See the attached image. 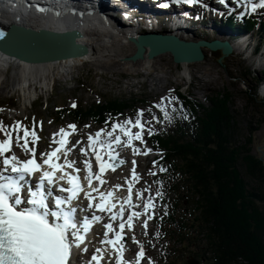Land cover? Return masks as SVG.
I'll return each instance as SVG.
<instances>
[{"label":"rangeland","instance_id":"1","mask_svg":"<svg viewBox=\"0 0 264 264\" xmlns=\"http://www.w3.org/2000/svg\"><path fill=\"white\" fill-rule=\"evenodd\" d=\"M254 5L259 6L258 2ZM210 7L211 5L206 8V14L215 15L216 20L226 16L223 13L211 14ZM263 9L264 6H261L260 10ZM254 15L262 16L264 12L254 11ZM166 18L165 15L161 17L162 20ZM224 27V30L227 28L231 34L239 30L236 25H224ZM192 28H196L198 31V33H194L195 35L212 40V36H209L211 28L207 29L204 25ZM240 28L242 30L238 34L245 31L248 33L247 28ZM260 30H255L250 34L253 36H248L246 41L250 45L247 46L249 50H251L252 45L259 43L261 48H259L257 55L260 56V53H263L264 56V34ZM221 34L225 35V32ZM113 36L124 37V35L117 32H113ZM104 50L105 54L108 55L104 56V51L100 52L103 61L102 66L87 62L77 67L56 68L48 77L46 86L39 87V85L34 84V87L37 86L35 89L36 94L32 95V102L27 105L24 104L23 92L15 87V81L12 80L13 68L0 69V125L6 129L7 133H11V137L6 136L4 131H0V135L4 136L5 139H10V144L12 148L14 147V150L11 149L8 156H21L22 160L32 156L31 153H26L21 147L17 146V135L21 137L20 145H23L24 141L27 140L29 142L27 147L29 149L34 148L35 154H40L48 151L55 144L54 140L58 142L59 135L54 134L59 133L62 128L75 124L77 127L73 130L74 135L70 147L75 149L73 146L78 144L77 151H79L80 147H85L84 136L89 130L103 129L106 133L112 134L114 130L112 126L107 128L95 123L90 118L79 124L70 115L71 112L68 111L60 116V111H66L70 107L74 108L76 106L89 110L96 104H102L112 98L136 100L134 106L126 109L125 113L121 114L118 119V121H121L120 123L129 121L130 123L125 124H132L133 127L127 128L131 134V140L128 135L123 133L122 136L125 137L127 142H125V146H120L126 148V152L122 153L127 155L128 160L124 161L125 163L121 168H114L109 166V163L103 162L106 176L103 179L104 183H100L99 186H113L115 182H121L127 184L126 190L129 191L128 188H131L130 182L133 181L134 189L146 193L149 197V200L146 201V196L145 201L146 203L150 201L148 208L151 209V217L145 220L147 222L146 226L145 221L142 223L146 229L147 226L151 227L150 231L146 232L144 236V240L147 242L143 244V242L137 240L136 233L140 232L139 228L141 226L138 224H136L139 228L134 233L135 237L130 236L128 233L126 241H124L128 249L132 243L137 242L141 244L138 249L140 252L147 251L143 260H140V253L136 252L134 254L136 264H170V259L174 257L172 256L173 248L176 249L175 253H178L177 255L180 257L177 262L188 264L190 257H197L196 253L200 254L203 251L199 249V244L195 240L180 243L175 239H171L172 237L166 235L160 225L161 198L164 197L170 200L175 197V194L171 192L170 184L167 181H158L157 157L161 153H158L149 142V133L172 128L171 118L177 109V105L180 104L179 93L187 95L196 102L209 105L207 100L209 96L215 91L227 90L233 95L232 111L237 118L240 132L239 144L243 143L250 126L259 127V130L254 133L252 149L255 155L264 159V106L260 103L264 98L256 90L255 95L260 102L255 103L249 100V94L252 93L249 92V89L256 84L253 76L263 68L264 64L257 60L258 56L254 59L252 57L247 58L245 53L236 51L224 57L221 63L219 59L222 52L206 48L205 59L200 62L183 66L176 64L172 55L167 53L156 57L151 62L154 66L151 69H146L145 65H138L127 59L135 52V48L132 46L122 47L119 51L120 56L111 55L113 51L109 54L106 52V47ZM106 64L108 65L106 66ZM262 86H264L263 78L259 82V87L262 88ZM138 112L142 113L139 116L143 125L142 129L135 125ZM25 129L29 132H35L38 139L35 140L34 144L31 135L24 137ZM135 131L141 133L140 139L135 138ZM113 151H119V149L114 148ZM66 159L71 160L68 154H66ZM1 164L3 165V160ZM134 167L135 170H133ZM98 169L100 170L99 166ZM244 176L247 181L257 184L248 179L246 174ZM145 201L143 210L145 209ZM165 247L171 250L164 252ZM91 254H98V252L94 251L90 253V256H92ZM197 258L201 260V257ZM117 262L118 259L116 258L112 264ZM201 264H205V262L202 261Z\"/></svg>","mask_w":264,"mask_h":264},{"label":"trees","instance_id":"2","mask_svg":"<svg viewBox=\"0 0 264 264\" xmlns=\"http://www.w3.org/2000/svg\"><path fill=\"white\" fill-rule=\"evenodd\" d=\"M220 18L227 26L240 21L251 30L255 21L259 23L252 16L244 21L236 14ZM253 78L256 84L249 89V100L258 103L255 94L261 78L257 73ZM179 98L172 128L150 136L162 153L158 158L162 179L175 194L170 200L162 199L164 233L180 243L197 241L203 252L196 255L205 264H264V159L252 149L259 127L250 126L239 144L233 95L227 90L215 91L207 98L209 105L183 93ZM135 103L134 99L112 98L89 110L60 111V116L69 111L80 123L90 118L99 125H110ZM260 103L264 106V99ZM244 174L257 184L247 181ZM173 250L170 264H179L180 257Z\"/></svg>","mask_w":264,"mask_h":264},{"label":"snow or ice","instance_id":"3","mask_svg":"<svg viewBox=\"0 0 264 264\" xmlns=\"http://www.w3.org/2000/svg\"><path fill=\"white\" fill-rule=\"evenodd\" d=\"M174 2L191 4L195 3L196 0H174ZM161 6L167 7L168 5L163 4ZM260 6H264V0H261ZM255 7L256 5H253V9ZM137 115L138 118L135 121V125L142 129L143 125L139 119L142 113L138 112ZM125 123L130 122L125 121ZM68 127L75 130V125H69ZM118 127V124L113 123V130ZM0 131H4L6 136L11 137V133H7L2 125H0ZM124 133L131 140V134L127 130H124ZM29 135L33 138L32 143L34 144L35 140L38 139L35 132H29L25 129L24 137ZM54 135H62L58 142L53 141L62 146L66 143L63 137H66L69 133L62 128L59 133ZM95 135L98 138L101 132L98 131ZM107 135L111 136L112 133H107ZM135 138L140 139L141 133L136 132ZM20 139L21 137L17 135V146L21 147L26 153H31L33 155L32 159L21 161L15 155L4 157V153L10 150V139L0 141V157H4V169L7 170L10 167L11 172L17 174L15 177L0 175V264H66L70 249L73 246L79 247L83 243L84 234L90 228L87 218L82 222L77 221L74 215L76 209L66 208V205L76 198L81 191V185L78 182L79 178L69 175L67 181L70 185L69 188H62L58 184L56 185L58 191L68 193L67 197L53 195L54 174L57 171H61L63 167L55 163L53 157L56 160L60 159L57 153L61 151V148L57 147L51 152L40 154L43 165H47L48 169H50L44 170L43 165L38 164L34 158V148L29 149L27 147L29 143L27 140L24 141L23 145H20ZM89 141L91 146L92 136H89ZM115 141L119 143L120 137L116 136ZM44 156H47V159H43ZM96 160L100 171L103 172L105 164L100 163L101 158L99 155L96 156ZM73 164L74 162H68L67 166L72 167ZM73 171L78 172L79 169L74 168ZM160 171H164V169L161 168ZM35 172H41L38 182L35 184V190L29 186L26 189L27 195L22 196L21 193L25 190V183H27L26 175L31 176ZM91 176L92 174L90 173L85 179H87L91 191L97 192V188L91 187ZM95 178L99 179V173L95 174ZM60 179H63V175ZM100 183H104V181L101 180ZM84 195L89 197L88 206L92 207L93 198L89 196L88 192H85ZM111 196L112 192L110 191L107 194L99 192L101 202L96 203L95 208L101 212L105 210L111 211L115 207L114 204L106 207V202ZM127 202L125 201V203ZM149 205L150 201L145 204V208L147 209ZM134 215L138 217L139 213H134ZM92 219L98 221L99 217L93 216ZM112 219H115V214H113ZM128 220L129 227H131V215ZM146 223L145 221V226ZM105 228L111 230V225H105ZM123 228L124 224H121L120 229L123 230ZM107 235L108 232H105L106 237ZM121 239L120 234L116 233L114 240L108 239L106 242L115 245ZM142 254L141 252L139 255ZM92 259L97 260V257L94 255Z\"/></svg>","mask_w":264,"mask_h":264},{"label":"bare ground","instance_id":"4","mask_svg":"<svg viewBox=\"0 0 264 264\" xmlns=\"http://www.w3.org/2000/svg\"><path fill=\"white\" fill-rule=\"evenodd\" d=\"M124 1L125 0L121 1L120 5H123ZM99 2H100V0H88V3H90L91 7H93V6L97 7V4ZM250 2L251 3H257V1L254 2V0H251ZM43 3L45 5V8L47 9V15L51 17L52 6L48 3V0H43ZM88 3L86 0H80L79 3H76L75 1L70 0L68 3H64V5H63V7H65L64 9H68L69 13H66L65 11L58 13L57 20L49 19V17L45 15V16H43L44 21H42V23L39 19H34L31 17H24L23 18V17H20V15H14V14L10 15V13L13 12L12 3H8L7 6H0V11L3 13H6V14H0V19L8 27H10L12 24L17 23V24H22L24 26H28V27L35 28V29L46 27V28H50V29L65 30V29L77 27V28H81L82 30H84V29H86V27L88 28L87 31L84 30L88 35V38L85 39V42L91 47L92 54H90L84 58H79V59H75V60H67V61H63V62H59V63H55V64L40 65V66L29 65V64H25V63H21V62H17V61H11V60H8L6 58L5 59L0 58V69L1 70H7V66H10V68H13L12 80H13V82L15 81V87H17L18 90L23 92L25 105L31 103L32 98H33L32 95L36 94L35 89L37 86L34 87V84L39 85V87L46 86L48 84L47 83L48 77L50 76L51 72H53L56 68H67L69 66L70 67L71 66L77 67V66H82L87 62H91V63H94L95 65L102 66L103 61H102V56H101L100 52L104 51L103 55L104 56L108 55V54H105V50H104L105 47H106V52H108L109 54L111 51H113V53H111V55L120 56L121 54L119 53V51L122 49V47L132 46L135 48L133 43L128 38V36H131L130 34L138 36L139 33H143V30H149L148 32H153V27H150V29H149L147 27V25H145V29H141V26L135 25V24H132L131 25L132 27H130L129 29H127L128 27L122 28V31L124 34V37H122V38L114 37L113 33L111 31L99 32V30L101 29L100 28L101 26L112 25V30H113L114 21H111V20H112V18H114L116 16L114 14L105 13V11L103 9H100V10L95 11V12H91L89 7H88ZM16 4L22 6V7H20V10H19L20 13H24L23 11L27 10V8L23 5V3L21 1L17 0ZM66 5H68L70 8H72V11L70 8H66ZM114 5H116V4H114ZM146 5L150 6V4H146ZM203 5L204 4L202 3L201 0H196V2L192 3L190 6L200 8ZM219 5H221V4L219 3ZM222 6L226 7V4L224 2H222ZM250 6H252V4ZM250 6L246 5V7H247L246 8V7H243L242 4H240L239 8H238V15L240 13H244L245 16L243 17V20L248 18V14L253 15L255 18L259 19V23L258 22L256 23V21L254 22L255 26L257 24L259 29H263L262 28L263 22H261L259 16L254 15L253 10L250 8ZM158 7H159L158 8L159 10H164V8L166 9V7H162L160 5H158ZM119 9L120 10L125 9V17L130 20V18H131L130 13L127 12V11H129L130 7L128 8L127 5L124 4V6H120ZM234 9H235V4H234ZM31 10H32V8L29 11H26L25 14H29L31 12ZM37 13L40 16V11H38ZM238 15H236V16L238 17ZM174 16H176V14L174 12H169V17H174ZM98 18H100L101 20ZM94 19H98V20H94ZM99 21H101V24L102 23H104V24L100 25ZM119 21H120V19H119ZM119 24H120V22H119ZM121 24H123V23L121 22ZM175 24H174V22H173V25L171 22H165L163 25H160L159 29H156V31L159 33H163V34H171V33L177 34V32L179 31L180 33H182L181 35H183L184 37H186L184 33L187 34L188 32L192 31V30H190L191 28H188L185 25H179L177 27V29L176 28L174 29ZM238 24H240V26H244V25H242L244 23H240V21H238ZM207 25H209V23ZM207 25H204V26H207ZM149 26H150V24H149ZM139 28H140V30H139ZM156 28H158V27H156ZM251 31L252 30L250 29V32ZM209 32H210L209 36L210 37L212 36V41L213 40H220V41L230 42L234 47V50L232 53H234L235 51L238 53L245 51L247 53L249 50V48L246 47L245 39L244 38L242 39V37L245 35L236 36V34H235L236 32L231 34L229 32V30H222V29H219V30H213L212 29V31L210 29ZM224 32H225V35L221 34ZM187 38H190V37H187ZM198 38L199 37L196 36V37H192L190 39L197 40ZM208 39H210V38H208ZM204 53H206V48L204 49ZM163 54H167V53H163ZM163 54H161V55H163ZM262 58H263L262 55H260V56L258 55L257 60H260V62H262ZM153 60L154 59H149L146 56L144 59H141V60H138L135 62L133 61V62L135 64L137 63L138 65H140V64L145 65L146 69H151L154 66V64L151 63ZM190 64L191 63H183L181 65L187 66ZM107 65L108 64H106V66ZM262 96L264 98L263 94H262ZM119 154H120V152H119ZM119 158L123 159L125 162L128 160L127 155H125V154L120 155ZM19 160L24 161V160H22L21 156H19ZM97 187L99 188V190L101 192V188L99 186H97L96 184L94 185L93 188H97ZM87 192L92 193L93 191H87ZM93 193H96V192H93ZM140 193H141V199H142L141 209H142V211H144L146 209L145 208L143 210L144 201L146 199V196H147L146 201L149 200V197L146 193H142V192H140ZM123 195H120V197ZM84 197H85V195H84ZM82 200H84L83 197H82ZM143 220H144L143 218L135 219V225L136 224L141 225ZM140 228L143 229L144 227L141 225ZM150 228H151L150 226H147V230H140V232L136 233L137 240L139 242H143L144 244L147 242V241L145 242L144 236H145L146 232L150 231ZM140 237H142V239H140ZM82 245L86 246L85 250L87 253L93 252V249H92L93 246H91L90 244L86 245L85 241H83ZM140 245L141 244H138L137 242L132 243L130 245L129 249L127 248V250L126 249L124 250L123 255L119 254L120 264H122V262H124V261L132 262L133 264H136V261H135L136 259H134L135 258L134 254L136 252H138L137 250L139 249ZM74 249H75V246H73L70 250L73 251ZM106 252H108V254L111 255V252L108 250V248L106 246L101 247L99 250V253L95 256L97 257L98 255L104 254ZM192 257H194V256H192ZM97 259H98V257H97Z\"/></svg>","mask_w":264,"mask_h":264},{"label":"water","instance_id":"5","mask_svg":"<svg viewBox=\"0 0 264 264\" xmlns=\"http://www.w3.org/2000/svg\"><path fill=\"white\" fill-rule=\"evenodd\" d=\"M87 38V33L77 27L65 30L46 27L35 29L15 23L8 29L7 37L0 41V56L38 66L75 60L92 54L91 47L85 42ZM129 40L134 44L135 52L127 59L134 62L146 56L155 59L163 53H170L176 64L200 62L205 58L206 47L212 51L220 50L222 56L219 62L222 63L223 58L234 50L228 41L187 40L175 33L146 32ZM188 264H200V260L191 257Z\"/></svg>","mask_w":264,"mask_h":264},{"label":"flooded vegetation","instance_id":"6","mask_svg":"<svg viewBox=\"0 0 264 264\" xmlns=\"http://www.w3.org/2000/svg\"><path fill=\"white\" fill-rule=\"evenodd\" d=\"M202 261H200V264H201Z\"/></svg>","mask_w":264,"mask_h":264}]
</instances>
